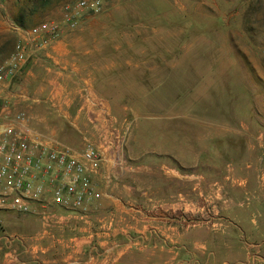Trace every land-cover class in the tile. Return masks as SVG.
I'll list each match as a JSON object with an SVG mask.
<instances>
[{
    "label": "rangeland",
    "instance_id": "1",
    "mask_svg": "<svg viewBox=\"0 0 264 264\" xmlns=\"http://www.w3.org/2000/svg\"><path fill=\"white\" fill-rule=\"evenodd\" d=\"M70 1H38L26 27L53 19ZM108 3L114 5L97 15L82 13L75 28L60 34H70V48L86 52L79 54L81 73L93 78L92 91L108 102L122 141V166H131L132 156H141L144 163L151 154L160 172L163 165L176 166L171 153L161 152L175 150L177 140L181 145L184 140L186 148L198 153L205 177L216 171L220 180L213 187L220 194L216 201L210 199L207 184L201 185L199 207L187 202L175 205L174 213L182 212L189 223H225L221 202L231 186L233 205L228 202L227 208L251 203L263 209L264 201L258 200L264 194V0ZM32 4L0 0V26ZM14 44L12 31L1 30L0 64L9 59ZM86 137L94 142L91 134ZM212 152L220 168L208 171ZM191 155L186 153V161ZM225 177L228 184L220 185ZM194 182L185 179L186 193L192 194ZM148 204L170 209L158 202ZM1 215L14 213L0 212V224L7 228Z\"/></svg>",
    "mask_w": 264,
    "mask_h": 264
},
{
    "label": "crops",
    "instance_id": "2",
    "mask_svg": "<svg viewBox=\"0 0 264 264\" xmlns=\"http://www.w3.org/2000/svg\"><path fill=\"white\" fill-rule=\"evenodd\" d=\"M113 5L106 1L105 9ZM61 15L50 20L60 24V32H67L70 29ZM14 18L1 24L0 31L6 27L12 31L15 44L23 43L25 57L17 77L8 86L0 85L10 90L8 98L25 104L31 116L29 123H17L16 129L29 140L48 146H77L91 134L104 161L95 178V197L84 213L56 207L46 210L42 218L37 213L22 215L0 207V212L14 213L1 215L7 228L0 224V264H264L262 206L253 208L249 203L244 208H227L228 202L233 205L231 186L221 202L220 217L225 223H189L182 212L174 213L175 205L187 202L199 207L201 185L207 184L206 196L216 201L220 194L213 187L220 180L216 171L205 177L198 153L186 148L184 140L181 145L179 139L175 150L161 152L171 153L176 166L163 165L160 172L153 166L152 154L145 156L144 163L139 161L141 156H132V165L122 166L115 145L118 130L113 128L108 102L92 91L93 78L81 73L79 54L86 52L70 48V34L64 33L32 45L21 31L10 27V22L16 24ZM1 113L11 116L14 109L4 106ZM213 152L206 162L208 171L220 168ZM186 153H192L190 161H186ZM159 176L161 191L157 194ZM187 178L195 181L191 195L184 187ZM223 184H228V177ZM47 192L42 200L50 201ZM258 201H264L263 193ZM149 202L170 209L148 208ZM231 216L239 220L233 221Z\"/></svg>",
    "mask_w": 264,
    "mask_h": 264
},
{
    "label": "built area",
    "instance_id": "3",
    "mask_svg": "<svg viewBox=\"0 0 264 264\" xmlns=\"http://www.w3.org/2000/svg\"><path fill=\"white\" fill-rule=\"evenodd\" d=\"M106 1L66 2L62 6V21L75 28L82 20V13L100 14L105 10ZM59 25L54 20H46L21 28L10 22L12 30L21 31L25 41L35 46L58 37ZM24 51L22 42L15 44L11 57L0 64V83L8 86L21 72ZM8 92L9 89L0 85V207L22 215L37 213L42 218L47 215L46 210L56 207L86 212L96 194L95 178L104 161L101 151L87 137L77 146L60 143L48 146L29 140L15 127L17 123L30 122L29 109L8 98ZM4 106L12 107L14 113L2 114ZM115 140V145L120 147L122 141L118 133ZM47 191L50 201L42 200Z\"/></svg>",
    "mask_w": 264,
    "mask_h": 264
},
{
    "label": "trees",
    "instance_id": "4",
    "mask_svg": "<svg viewBox=\"0 0 264 264\" xmlns=\"http://www.w3.org/2000/svg\"><path fill=\"white\" fill-rule=\"evenodd\" d=\"M38 1H40V2L38 3ZM32 2H33V4H32L31 7L28 6L29 8H27V7L22 8L21 12L17 16H15V18H14L16 24L20 25L21 27H26L27 26L28 21H26V18L29 15H32L33 13L36 12L37 3H38V5L40 3H41L40 5H42V4L46 3L47 0H32Z\"/></svg>",
    "mask_w": 264,
    "mask_h": 264
}]
</instances>
